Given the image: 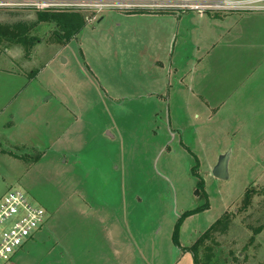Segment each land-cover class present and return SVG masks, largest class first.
<instances>
[{"label": "rangeland", "instance_id": "obj_1", "mask_svg": "<svg viewBox=\"0 0 264 264\" xmlns=\"http://www.w3.org/2000/svg\"><path fill=\"white\" fill-rule=\"evenodd\" d=\"M150 1L0 9L1 26L34 23L28 36L38 39L32 46L0 41V198L20 189L47 211L13 264H196L190 247L225 213L230 226L200 245L199 264H264V229L256 231L264 225V119L241 117L245 124L236 125L216 119L209 129L196 105L171 98L185 71L169 77L161 70L160 80L152 66L135 74L137 45L128 41L137 31L147 40L162 24L140 14L177 12H190L185 18L204 28L210 24L201 15L236 13L259 25L247 31L264 41V7L208 8V0L190 8L177 6L180 0L171 8L141 6ZM40 12L79 13L87 25L67 42L63 27L39 21ZM143 49L170 64L164 40ZM127 68L134 73L126 75ZM248 71L264 72V60ZM224 155L229 177L219 179L213 170ZM247 190L254 196L245 207Z\"/></svg>", "mask_w": 264, "mask_h": 264}, {"label": "crops", "instance_id": "obj_2", "mask_svg": "<svg viewBox=\"0 0 264 264\" xmlns=\"http://www.w3.org/2000/svg\"><path fill=\"white\" fill-rule=\"evenodd\" d=\"M125 14L135 15L127 12ZM190 14V12L140 14L142 18H152V21L162 24L159 25L158 31L155 29V32L150 34L147 40L144 38L145 34H139V31L136 34L134 32L129 33L131 37L128 38L132 39L128 41L137 45V48L133 47L131 49L133 51L131 55L136 56L137 69L135 74L144 75V73L149 71V67L152 66L154 70L158 69L156 77L160 80L163 75V73L159 72L161 70L168 72L169 77L170 75H177V72L181 73L180 69L184 70L185 76L183 74L178 75V77H182L178 81L182 86L176 87L171 98L173 100L179 98L196 105L201 111L202 117L206 120L209 129L216 119L221 120L223 124L230 123L234 125H236L237 119L240 121L238 124H245L244 121L240 120L241 117H250L252 121L264 119V72L258 71L254 73L248 71L249 67L254 68L264 60V41L258 38L259 36L253 31H247V29H256L259 25L243 21L241 16L236 13L226 16L205 14L200 16L201 18L204 16L208 17L206 22L210 26H206L205 29L203 27L204 23L199 22L198 25H193L188 19L189 17L185 18ZM257 15L260 14H254V16ZM211 33L213 36L208 39V34ZM124 35L126 36L127 33L125 32ZM162 40L165 41V45L169 47L171 53V60L169 64L168 59V65L164 62L166 60L149 59L144 54L143 47L146 42L160 46ZM122 41H126V38L122 37L120 42ZM176 45L180 46L179 55L174 57V47ZM189 49L191 52L187 58L185 52ZM159 55L157 58L160 57ZM62 58L65 62L66 59ZM147 59L148 61H153L149 66L145 63ZM67 60V63H69V59ZM91 67L96 72L94 66L92 65ZM120 68L123 71V68ZM124 73L128 75L134 72L133 69L127 68ZM124 73L122 74L124 75ZM250 79H252L251 85L249 84ZM257 79H262L261 84L256 81ZM182 81L188 86L184 85ZM189 81L191 84L188 83ZM158 89V94L160 95L162 89ZM51 97L49 96L46 100ZM59 103L63 110H70L71 113L69 114L77 117L75 112L72 111V106L68 107L62 101ZM250 106H255V108ZM246 110L257 111L249 114ZM61 113L62 115H67L65 111ZM202 125L206 124L203 122L201 123ZM203 129L204 127L202 126V132L204 131Z\"/></svg>", "mask_w": 264, "mask_h": 264}, {"label": "built area", "instance_id": "obj_3", "mask_svg": "<svg viewBox=\"0 0 264 264\" xmlns=\"http://www.w3.org/2000/svg\"><path fill=\"white\" fill-rule=\"evenodd\" d=\"M117 1V0H113ZM178 0H152L147 7L171 8ZM183 8H190L195 0H180ZM122 4H131V0H121ZM63 0H0V9L22 7L61 6ZM137 3V2H132ZM238 8L260 9L264 0H208L206 7H227L230 4ZM218 4V5H217ZM136 4H134L135 6ZM140 6V7H141ZM47 221L44 207L34 204L28 195L20 189H11L0 198V264H13L14 256L36 236Z\"/></svg>", "mask_w": 264, "mask_h": 264}, {"label": "trees", "instance_id": "obj_4", "mask_svg": "<svg viewBox=\"0 0 264 264\" xmlns=\"http://www.w3.org/2000/svg\"><path fill=\"white\" fill-rule=\"evenodd\" d=\"M128 13H138L137 11L128 12ZM39 21L45 22H55L60 24L63 27V30L66 32L65 38L69 42L72 38L77 36L87 24V19L85 16L74 13V14H60L56 15L50 12H40L38 14ZM34 23H28L26 21H18L10 24L0 25V41H21L23 40L24 45L32 46L35 41H38L36 37L28 36L30 30L34 26ZM251 190H247L244 194V206L248 207L252 197L254 196ZM205 207L197 208L191 211H188L184 214L183 217L190 216L194 213H197L204 209ZM231 223L230 213H225L220 219H218L202 236L195 242L194 245L190 247V251L194 254L196 264H199V247L200 245L210 237V233L219 232L224 229H227ZM264 229V225L260 226L256 231L260 233ZM179 236V227L176 228L174 232V238L176 243L178 242ZM210 258V257H209Z\"/></svg>", "mask_w": 264, "mask_h": 264}, {"label": "water", "instance_id": "obj_5", "mask_svg": "<svg viewBox=\"0 0 264 264\" xmlns=\"http://www.w3.org/2000/svg\"><path fill=\"white\" fill-rule=\"evenodd\" d=\"M228 160L229 156L224 155L220 158L218 164L215 166L213 173L217 178L227 179L229 177Z\"/></svg>", "mask_w": 264, "mask_h": 264}]
</instances>
